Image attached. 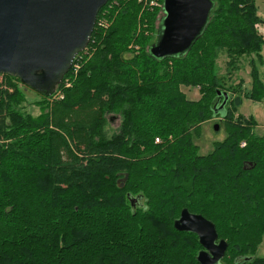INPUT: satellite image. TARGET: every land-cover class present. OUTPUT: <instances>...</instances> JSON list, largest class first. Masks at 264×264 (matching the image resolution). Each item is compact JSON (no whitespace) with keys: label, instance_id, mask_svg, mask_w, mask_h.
<instances>
[{"label":"trees","instance_id":"16d2710c","mask_svg":"<svg viewBox=\"0 0 264 264\" xmlns=\"http://www.w3.org/2000/svg\"><path fill=\"white\" fill-rule=\"evenodd\" d=\"M212 2L189 49L156 58L148 48L158 10L108 0L35 115L24 105L28 87L4 75L12 90H0V264H199L197 235L173 227L183 208L214 223L227 243L220 263L264 264L254 256L264 235V132L238 113L243 97L264 103V19L255 0ZM217 90L228 95L221 108ZM214 117L225 137L200 154L194 138Z\"/></svg>","mask_w":264,"mask_h":264},{"label":"water","instance_id":"95a60500","mask_svg":"<svg viewBox=\"0 0 264 264\" xmlns=\"http://www.w3.org/2000/svg\"><path fill=\"white\" fill-rule=\"evenodd\" d=\"M107 1L0 0V75L51 95L88 44L97 13ZM212 7V0H163V15L149 53L163 58L186 52L203 32ZM217 94L223 96L221 108L228 95L219 90ZM136 201L130 197L132 204ZM173 227L197 235L202 246L196 255L199 264L220 263L227 243L218 238L212 221L183 208Z\"/></svg>","mask_w":264,"mask_h":264},{"label":"rangeland","instance_id":"374dc122","mask_svg":"<svg viewBox=\"0 0 264 264\" xmlns=\"http://www.w3.org/2000/svg\"><path fill=\"white\" fill-rule=\"evenodd\" d=\"M256 2V8H257V13L264 19V0H255ZM157 5L151 6V10L157 9V22L156 26H158L159 20L162 17L163 13L161 10V2L157 0ZM154 8V9H153ZM99 24H105L107 25L109 22L107 19H100L98 22ZM256 29L259 34H261L264 37V24H258L256 25ZM156 38V37H155ZM263 62L259 66V70L262 76V79L264 80V48L261 51ZM225 60L226 57L222 53L216 63L218 66L219 73L222 74L225 71ZM249 56H245L241 58L240 63H239V68L236 71V77L237 79H241L243 83L244 89L242 90V94L245 93V90L249 89L250 87V65H249ZM21 83H19L20 86ZM182 91L185 93L186 97L190 100H197L200 97V93L197 88L195 87H181ZM11 91L12 86L7 83V88L4 89V91ZM24 95H25V101L24 105L26 106V109L30 111L32 114H37L38 113V107L35 104V101L38 100L39 93L36 91L27 88L24 90ZM238 113L248 116L252 115L253 117L256 118L257 120V127L255 128L256 132L262 133L264 132V103L263 102H254L251 101L250 99H247L245 97L242 98L241 104L238 107ZM119 124V116H114V118L109 121L107 132L110 135L118 126ZM218 124V129L214 130L213 125ZM200 135L199 137L194 138L195 143L198 145V152L200 154H206L211 151L212 149V144L214 141H219L222 140L225 137V131H224V126H222L221 122L219 121V117H214L211 118L205 122H203L200 126ZM155 141H158L156 138ZM256 257H261L264 256V235L262 237V240L257 247V250L254 254ZM219 264H226L225 262H221Z\"/></svg>","mask_w":264,"mask_h":264},{"label":"built area","instance_id":"2783aa9c","mask_svg":"<svg viewBox=\"0 0 264 264\" xmlns=\"http://www.w3.org/2000/svg\"><path fill=\"white\" fill-rule=\"evenodd\" d=\"M144 2H146V5L150 7L158 4L157 0H144ZM5 80L6 79L4 78V75H0V90H4L7 88V84L5 83Z\"/></svg>","mask_w":264,"mask_h":264}]
</instances>
